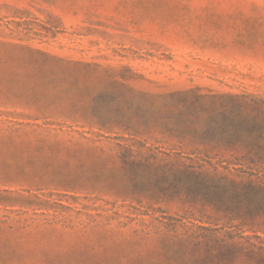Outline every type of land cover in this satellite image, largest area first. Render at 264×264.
Segmentation results:
<instances>
[{
  "label": "rangeland",
  "instance_id": "1",
  "mask_svg": "<svg viewBox=\"0 0 264 264\" xmlns=\"http://www.w3.org/2000/svg\"><path fill=\"white\" fill-rule=\"evenodd\" d=\"M238 113L264 0H0V264H264L203 161Z\"/></svg>",
  "mask_w": 264,
  "mask_h": 264
},
{
  "label": "trees",
  "instance_id": "2",
  "mask_svg": "<svg viewBox=\"0 0 264 264\" xmlns=\"http://www.w3.org/2000/svg\"><path fill=\"white\" fill-rule=\"evenodd\" d=\"M237 121L239 125L240 122H248L251 128L245 130L236 124L221 139V159L213 163L214 157L208 155L203 161L215 170L221 165L228 172L221 177V181L229 185L235 197L221 200V210L226 218L238 222L235 227L240 230L253 231L260 239L257 233L264 232V129L258 117L248 120L238 113L233 119V122ZM203 166L200 165V168Z\"/></svg>",
  "mask_w": 264,
  "mask_h": 264
}]
</instances>
